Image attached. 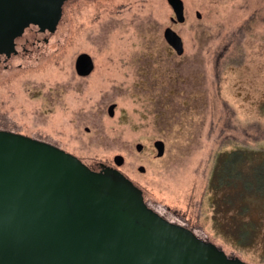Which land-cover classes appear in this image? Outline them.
Returning <instances> with one entry per match:
<instances>
[{"label":"rangeland","instance_id":"obj_1","mask_svg":"<svg viewBox=\"0 0 264 264\" xmlns=\"http://www.w3.org/2000/svg\"><path fill=\"white\" fill-rule=\"evenodd\" d=\"M182 1L185 19L175 24L166 0L67 1L52 52L0 70V126L88 166L116 167L160 214L264 264V205L243 215L259 224L239 242L217 221L223 213L208 186L217 154L264 150V0ZM166 26L181 36V54L164 39ZM81 52L93 61L86 76L75 71Z\"/></svg>","mask_w":264,"mask_h":264},{"label":"water","instance_id":"obj_2","mask_svg":"<svg viewBox=\"0 0 264 264\" xmlns=\"http://www.w3.org/2000/svg\"><path fill=\"white\" fill-rule=\"evenodd\" d=\"M64 1L0 0L5 39L0 70L35 65L52 52L65 25ZM166 1L173 20L183 22V1ZM163 36L176 54L183 52L181 36L171 26ZM74 66L86 76L93 61L81 52ZM114 106L109 105V115ZM153 145L162 155L163 141ZM113 160L120 165L123 157ZM0 264L251 263L161 215L116 167L88 166L54 143L0 129Z\"/></svg>","mask_w":264,"mask_h":264},{"label":"trees","instance_id":"obj_3","mask_svg":"<svg viewBox=\"0 0 264 264\" xmlns=\"http://www.w3.org/2000/svg\"><path fill=\"white\" fill-rule=\"evenodd\" d=\"M0 129L14 131L1 126ZM216 158L208 186L211 191H215L217 204L223 213V218L219 217L217 221L226 222L229 227L235 229L238 241L244 242L247 235L250 237L256 231L259 223L254 218L245 219L243 215L253 206L264 205V202H261L264 201V150L239 147L219 153ZM224 168H230V171H225ZM262 210L264 211V207ZM161 215L168 218L163 213Z\"/></svg>","mask_w":264,"mask_h":264},{"label":"flooded vegetation","instance_id":"obj_4","mask_svg":"<svg viewBox=\"0 0 264 264\" xmlns=\"http://www.w3.org/2000/svg\"><path fill=\"white\" fill-rule=\"evenodd\" d=\"M69 1V0H65L62 4V10H63V6L65 5V3ZM174 14L170 16V21L171 23L175 24L177 23V21L173 20ZM37 22V21H36ZM170 46V45H169ZM171 47V46H170ZM4 48H5V39H3L2 37H0V58H2V56L5 54L4 52ZM172 48V47H171ZM173 49V48H172ZM174 50V49H173ZM91 166V165H89Z\"/></svg>","mask_w":264,"mask_h":264}]
</instances>
